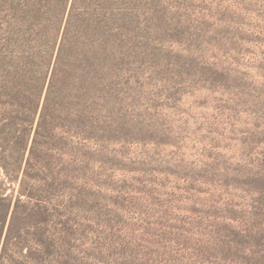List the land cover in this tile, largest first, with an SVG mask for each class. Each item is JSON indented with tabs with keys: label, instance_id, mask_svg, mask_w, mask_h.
<instances>
[{
	"label": "rangeland",
	"instance_id": "1",
	"mask_svg": "<svg viewBox=\"0 0 264 264\" xmlns=\"http://www.w3.org/2000/svg\"><path fill=\"white\" fill-rule=\"evenodd\" d=\"M119 42L0 264H264V0H137Z\"/></svg>",
	"mask_w": 264,
	"mask_h": 264
},
{
	"label": "trees",
	"instance_id": "2",
	"mask_svg": "<svg viewBox=\"0 0 264 264\" xmlns=\"http://www.w3.org/2000/svg\"><path fill=\"white\" fill-rule=\"evenodd\" d=\"M137 0H5L0 19V250L30 172L85 119L95 132ZM87 117V118H86ZM48 158V159H47ZM17 186L7 193L3 186Z\"/></svg>",
	"mask_w": 264,
	"mask_h": 264
}]
</instances>
